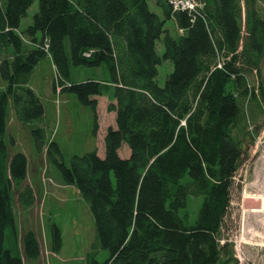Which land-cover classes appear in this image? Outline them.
Returning a JSON list of instances; mask_svg holds the SVG:
<instances>
[{"label":"trees","instance_id":"obj_1","mask_svg":"<svg viewBox=\"0 0 264 264\" xmlns=\"http://www.w3.org/2000/svg\"><path fill=\"white\" fill-rule=\"evenodd\" d=\"M34 1L38 10L20 31ZM152 1L0 0V264L41 256L36 233L27 230L19 238L15 207L29 213L36 200L26 184L27 158L8 156L5 139L10 104L20 124L44 118L29 80L46 56L57 76L53 90L73 94L92 111L94 135L98 98L110 99L106 110L114 123L105 130L104 157L94 150L73 155L66 165L41 126L30 130L36 152L46 149L61 182L86 202L92 248L109 253L99 263L92 254L86 264H238L220 242L234 178L248 151L242 143L250 137L254 144L259 134L247 131L245 107L251 103L250 112L264 115V79L251 89L246 82V72L264 60V10L258 5L264 0H245L241 48V0H195L201 6L194 12L154 0L162 19L149 9ZM168 20L182 34L170 36ZM167 60L173 70L161 87L157 68ZM71 67L105 72L76 84ZM190 198L201 199L194 219L186 212ZM48 231L57 254L62 232L54 222Z\"/></svg>","mask_w":264,"mask_h":264},{"label":"rangeland","instance_id":"obj_2","mask_svg":"<svg viewBox=\"0 0 264 264\" xmlns=\"http://www.w3.org/2000/svg\"><path fill=\"white\" fill-rule=\"evenodd\" d=\"M258 5H260L261 10H264V1H260ZM241 6L243 19L240 48L246 37L247 30L245 0H241ZM149 9L157 13L161 19L163 18L161 11L155 6L154 0L149 3ZM37 10L38 4L37 1H34L26 13L27 16L21 21V31L31 24L33 14ZM165 28L172 37L182 34V31L177 30L173 20H168ZM161 51L162 42L158 41L157 52L161 54ZM71 68V79L76 84L86 79H101L102 72H105L103 67L90 69L85 67ZM172 70L173 66L170 61L161 62V65L157 68L156 77V82L159 86L163 87L168 74ZM261 78L264 79V60L260 62L257 68L246 72L248 87L250 89L257 87L258 80ZM29 81V86L32 91H34L43 104L45 115L40 122L27 125L20 124L15 119L12 105H9L7 110L8 126L5 139L9 147L8 156L17 152L23 153L29 162L30 180L33 179L37 184V182L40 183V179L42 178L44 185H56L61 181V178H59L56 167L48 164L45 156L46 149L43 154L36 152L33 138L30 134L31 128L41 126L44 129L46 141L53 140L59 146L66 165H68V161L73 155L83 156V154L94 152V150L99 157H104L103 139L105 130L114 123L112 114L106 110L110 99L108 97L98 98V107L96 110L98 115V130L97 134L94 135L92 133V111L88 107L80 105L73 94L66 92L60 93L59 89L57 91L53 90L54 83L57 84V76L51 58L46 56V58L42 59L36 65ZM3 89L4 85L0 81V90ZM251 105L249 103L245 107V114L248 115L246 116L247 131L250 134H255L256 129H258L259 134L256 139L253 138L254 144H250L252 139L250 137H247L246 140L244 139L242 143V147L245 150L247 148L248 151L243 156L242 163L234 178L235 184L231 190V204L223 223V237L220 242L222 245L224 243L229 245L238 264H264V213H252L251 209H247L245 206L247 203L245 199L246 195H252L254 197L262 196L264 198V161L262 159L260 161L258 158V155L262 151L264 152V115L258 111L255 114L252 111L250 112ZM119 153L122 158L127 157L129 154L125 146L120 149ZM33 169L35 170L33 171ZM36 170L37 173H35ZM34 174L36 175L34 176ZM245 188L248 192L245 191ZM68 194L71 196V194H74V191L70 189ZM73 196L71 197L72 201L67 204L64 202L61 203L54 198L49 200L48 197L45 210L39 209L42 202H39L36 209L32 210L35 211L31 215L33 225L38 220L41 221L45 214L44 220L45 222L48 221L49 226L53 222L58 226L60 232H62L63 246L59 253L53 254L50 250V243L47 244L44 239L42 241V236H40L41 260L39 262H29L22 254L24 264H86L92 254L98 263L108 259V252L100 248H92L95 231L94 226L88 222L85 215L87 204L82 198H80L81 202H78L76 197ZM200 200V198H190L187 201L188 206L186 212L192 219L195 218V213L200 206ZM15 212L18 234L21 239L23 233L30 230L29 213L23 215L19 212L17 205ZM49 235L48 233V240L50 238ZM5 245L9 247L7 242H5Z\"/></svg>","mask_w":264,"mask_h":264},{"label":"crops","instance_id":"obj_3","mask_svg":"<svg viewBox=\"0 0 264 264\" xmlns=\"http://www.w3.org/2000/svg\"><path fill=\"white\" fill-rule=\"evenodd\" d=\"M21 31V30H20ZM44 152V151H43ZM43 154V153H42ZM27 158V157H26ZM258 158L259 160L261 161H264V152L262 151V153H260V155H258ZM28 159H27V168H28ZM35 169H33L34 171ZM34 173V172H33ZM35 173H37V170L35 171ZM36 174H34L35 176ZM29 178V168H28V172H27V180H26V184L31 187V189L34 191V195H35V200H36V203L35 205L30 209L28 210L29 212V223H30V230H33L34 233H36V237H37V241H38V244H39V237L42 236V241L44 239V241L48 244L49 240H48V227H49V224L47 222H45L44 220V215L42 217V220H38L37 223H35V225L32 224L31 222V215L35 212V211H32L33 209H36L38 203L42 202L40 204V210L44 209L45 210V206H46V203H47V199L49 197V200H52V198H54L55 200L61 202V203H68L71 200V197L74 195L76 197V199L78 200V202H81L80 201V196L78 195L77 191L75 188L73 187H70V186H66L64 185L61 181L56 184V185H50V184H47L44 185L43 182H42V178L40 179V183L37 182V184L33 181V179L30 180ZM74 191V194L71 196H69L68 194V191ZM245 191L248 192L245 188ZM49 195H48V194ZM47 194V195H46ZM73 196V197H74ZM249 198H252V197H248V198H245L247 200V203L245 204L246 208L247 209H251V207L253 206V203L251 202V199ZM249 199V200H248ZM264 199V198H263ZM258 203H255V205H257ZM85 215L87 217V220L88 222H90V224L93 225V220L91 218V214H90V210L88 209V206H86L85 208ZM50 212V211H49ZM24 214H28V213H24ZM23 214V215H24ZM90 215V216H89ZM90 217V218H89ZM50 234V233H49ZM50 236V235H49ZM47 237V239H46ZM51 254V252H50ZM41 255V253H40ZM41 260V256L40 258L36 261V262H39ZM35 262V263H36ZM34 264V263H33Z\"/></svg>","mask_w":264,"mask_h":264},{"label":"built area","instance_id":"obj_4","mask_svg":"<svg viewBox=\"0 0 264 264\" xmlns=\"http://www.w3.org/2000/svg\"><path fill=\"white\" fill-rule=\"evenodd\" d=\"M171 7L174 11H188L194 12L197 10V7L201 5L195 0H171Z\"/></svg>","mask_w":264,"mask_h":264},{"label":"bare ground","instance_id":"obj_5","mask_svg":"<svg viewBox=\"0 0 264 264\" xmlns=\"http://www.w3.org/2000/svg\"><path fill=\"white\" fill-rule=\"evenodd\" d=\"M46 48L47 45L45 46ZM248 197H252V198H249L251 199V202L253 203V206L251 207V212L252 213H264V199L262 196H259V197H254L252 195H246V198ZM248 199V200H249ZM255 203H258L257 205H255Z\"/></svg>","mask_w":264,"mask_h":264}]
</instances>
